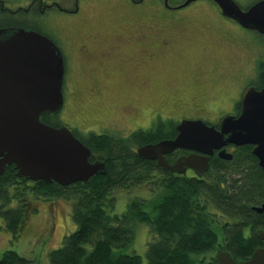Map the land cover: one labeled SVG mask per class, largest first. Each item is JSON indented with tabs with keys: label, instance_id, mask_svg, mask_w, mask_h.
I'll return each instance as SVG.
<instances>
[{
	"label": "trees",
	"instance_id": "obj_1",
	"mask_svg": "<svg viewBox=\"0 0 264 264\" xmlns=\"http://www.w3.org/2000/svg\"><path fill=\"white\" fill-rule=\"evenodd\" d=\"M2 5L4 1L0 0V8ZM18 12L23 13L21 9ZM13 25L38 30L23 19ZM254 82L260 88L264 86V62ZM42 120L62 125L56 114H45ZM176 125L173 119L159 117L151 127L139 128L127 137L74 129V134L91 148L90 161L100 160L106 165L105 174L97 173L85 182L63 186L55 181H32L19 176L14 164L7 165L0 174V230L5 228L14 238L19 237L25 220L37 210L31 197L75 196L76 229L50 252L49 264H142L139 254L123 251L134 238L136 222L148 224L153 234L147 249L149 264H217L213 256L221 238L235 259H248L263 245L257 230L264 228V212L251 207L258 204L257 196L264 195V176L253 146H239L232 160L211 159L205 180L174 174L138 156L137 147L174 138ZM145 183L162 189L151 210L146 208L147 199L135 198L122 214L107 211L115 203V190ZM13 201L16 207L9 206ZM214 208L232 220L221 221ZM247 226L252 229L248 236ZM209 253L213 255L206 261ZM0 264H32V260L7 249Z\"/></svg>",
	"mask_w": 264,
	"mask_h": 264
},
{
	"label": "rangeland",
	"instance_id": "obj_2",
	"mask_svg": "<svg viewBox=\"0 0 264 264\" xmlns=\"http://www.w3.org/2000/svg\"><path fill=\"white\" fill-rule=\"evenodd\" d=\"M6 11H0V26H11L18 20H25V24L40 28L49 32L61 42V50L65 54L66 71L64 77V105L56 114L57 119L71 129H76L82 133L95 131L127 137L139 128L151 127L159 117L165 120H180L184 117H192V102L189 101L191 93L196 92L188 87H182L185 75H194L200 72L207 89L204 91L207 96L208 107L211 110L204 111L202 116L212 124H217L219 117L227 112L234 111L237 102L243 92V79H236L229 74L220 82L219 85L211 82L209 78L214 75L212 68L218 64L226 63L240 69L246 78L257 75L260 64L264 62V35L253 30L244 29L233 20L225 18L210 0H203L189 25L193 35L191 45L185 46V50L180 54L168 57L166 61L156 63L155 67L151 64L145 67L146 62L142 63L143 68H135L137 58L131 57L138 53L134 47H128L119 56L118 63H124V70L114 74L107 69L102 78L109 84L108 90L101 94L100 98L85 108L82 100L88 93L82 90V73L78 67V61L69 54L68 48L62 39V26L70 14L62 12L58 7L49 8L44 14H22L18 11L25 8L33 0H3ZM47 4H62L67 8L75 7V0H43ZM155 6L160 0H146ZM180 0H171L176 4ZM240 5H246L257 0H236ZM249 3V4H250ZM77 5L84 14L79 22H83L87 27L86 32L97 30L104 35H109L113 30L118 15L127 13L129 9L116 3V0H77ZM138 7V6H136ZM158 7V6H157ZM156 13L158 17L165 16L163 10ZM136 14V12H132ZM147 20L157 21L152 14ZM132 20H130L131 22ZM67 25V24H65ZM74 32V31H73ZM76 33V32H75ZM125 61L129 60V63ZM165 63V64H164ZM164 64V65H163ZM112 69V67H111ZM139 76L142 82L153 77L159 82L168 81L169 84L160 85L153 91H136L121 81L122 75ZM194 72V73H193ZM231 73V72H230ZM229 78V79H228ZM147 82V81H145ZM225 84V85H224ZM224 85V86H222ZM85 94V95H84ZM176 94L180 97V103L173 102L171 95ZM196 94H202L198 91ZM85 116V117H84ZM129 116L130 118H128ZM82 118L87 120L82 122ZM161 188H154L152 184L145 183L138 187L119 188L115 190L116 197L113 206L107 207L110 214H122L127 210L128 204L132 199L145 198L149 204L147 209H152V204L160 199ZM31 201L37 210L29 215L25 220V228L19 237L14 238L12 233L5 228L0 230V257L7 249L17 251L21 256L32 260V264H49L50 252L63 244L65 235L76 229L73 218V208L76 201L75 196L46 198L31 197ZM10 207H16L17 202L13 201ZM155 211V210H154ZM217 212L221 221L232 220L229 216ZM4 225V221L2 222ZM134 238L123 248L126 253H137L141 256L142 264H149L147 249L148 242L152 239L148 224L136 222L134 225ZM245 234H251L250 228H245ZM223 238H221V242ZM213 253L205 256V260L211 259ZM202 259V258H200Z\"/></svg>",
	"mask_w": 264,
	"mask_h": 264
},
{
	"label": "water",
	"instance_id": "obj_3",
	"mask_svg": "<svg viewBox=\"0 0 264 264\" xmlns=\"http://www.w3.org/2000/svg\"><path fill=\"white\" fill-rule=\"evenodd\" d=\"M195 0H185L180 7ZM222 14L246 29L264 35V0L243 9L236 0H213ZM64 55L47 35L27 27L0 28V174L14 164L19 176L32 181H55L68 186L85 182L97 173H106L103 161H90L91 148L66 125L45 123L42 116L57 114L64 105ZM175 138L137 147L142 159L156 160L165 170L182 174L193 169L202 176L209 169L216 150L226 160L233 153L226 146L253 145V154L264 170V86L245 90L238 116L226 115L219 124L185 118ZM177 149L192 152L171 163L167 154ZM200 171H197V168ZM264 211V203L254 206ZM263 245L244 261L227 249L217 248V264H264V228L257 230ZM199 264V263H197Z\"/></svg>",
	"mask_w": 264,
	"mask_h": 264
},
{
	"label": "flooded vegetation",
	"instance_id": "obj_4",
	"mask_svg": "<svg viewBox=\"0 0 264 264\" xmlns=\"http://www.w3.org/2000/svg\"><path fill=\"white\" fill-rule=\"evenodd\" d=\"M202 1L203 0H195L187 6L180 7V5L185 2V0H180L176 4H172L171 0H160L157 3V6L160 8L159 10H163V8L165 7V11H163L165 16L158 17V14L156 13L158 7L151 2L148 1L146 2V0H116V3H119L123 5L124 8L129 9L127 10L129 12L119 14L117 17L118 19L116 20L111 33L109 35H104V36L102 33L97 32V30L86 32L85 29H87V27L84 25L83 22H79V19L84 14L77 5V0L74 1L75 7L72 9L63 6L62 4H57V3L47 4L43 0H33L32 2H30V4H28L27 7L21 8V11L23 12L22 14L25 15L30 13L44 14L49 8L58 7L62 12L72 15L69 16L68 20L64 24H62V26L64 25L67 26L68 28L66 30L63 27L62 39L65 46L68 48L69 54L71 56H74L78 61V67H80V72L82 73V79H83L81 87L82 90L88 93L87 97L82 100V104L84 105L85 108H88L91 107V105L95 102V99L98 100L100 98L102 93H104L107 90L109 92L108 87L110 86L109 85L110 81L109 84L103 81L102 77L105 76L104 75L105 72L102 71L103 70L106 71L107 69H110L112 72H114V74L115 73L118 74L119 72L121 73L120 70L122 71L124 70L125 68L124 63L120 64L118 63V60H119V56L125 52L126 48L134 47V50L138 51V53H136L135 56L131 57L134 60L135 57L137 58L136 65L134 66L138 70L140 68H143L141 66L142 63L145 62H146L145 67L149 66V64H151L152 67H155L156 63L166 61V59L170 56L171 57H173L174 55L181 56L180 54H182V52L185 50L186 48L185 46L191 45L193 31L189 23L193 19L192 17L195 16V13L200 9L199 7L206 5V3H201ZM210 1L216 4L218 11L222 14V11L218 6V4L213 0ZM257 1H254L252 3L249 2L250 4L248 3L246 5H242V4L239 5L243 9H247ZM0 11H4L3 5L0 8ZM132 12H136V14H132ZM152 14L154 15V17L158 19L157 21L147 20V18L151 17ZM224 17L235 21L234 19H231L229 17L226 16ZM130 20L132 21L130 22ZM235 22L238 23L237 21ZM18 26L19 25L2 26V27H18ZM37 29H38L37 31L50 37L58 45L59 48L64 47V45H61V42L57 41V38L55 36H53L49 32H46L45 30H41L40 28ZM62 53L64 55V60H65V54L63 51ZM125 62L129 63V60ZM65 68H66V64H65ZM212 71L214 72V75H212V77L209 79L211 80V82L217 85H219L220 82H223V79L228 74L230 75L229 78L231 76L235 77L236 79L244 78L243 92L240 96V99L237 102L234 111L227 112L219 117V121L216 124V127L219 128L220 122L226 115L238 116L241 113L242 96L247 88L254 86L256 89H261L263 86L260 88L258 87V84L254 82L255 80L258 79L259 72L257 75H253L246 78L245 74H242V71L240 69L236 70L235 67L231 65H226V63L223 64L220 63L216 65L215 68H212ZM120 75H122L121 81L129 83L127 85L132 87L136 91H144V90L153 91L156 88H158V86L160 85H165V86L169 85L170 87L171 86L174 87L176 85V83L169 84L170 82L165 80L164 82H159L157 81V79L155 80L153 77H151L150 79L146 78V80L143 79V81L141 82L140 81L141 78L139 76L136 75L127 76L126 73L124 72L123 74ZM203 79L204 78L200 72H195V76L185 75L183 77L182 87H188L190 90L196 91L194 93H191L192 96L189 97V101L191 100V102L193 103L191 110L192 112H195V115H193L192 117L190 116V117L181 118L180 120H178L177 124L185 118L202 119L207 123L212 124L209 121H207L204 116H202L204 115L203 114L204 111L212 109L211 107H208V103L210 101L209 102L207 101V96L205 95L204 92L207 89V86L206 83L203 81ZM198 91H201L202 94H196ZM171 99L173 102L176 103H180L181 101L180 97L177 96L176 94L171 95ZM237 105L239 107H237ZM127 117L130 118L129 116ZM86 120H87L86 118H82V122ZM71 130L74 132L73 129ZM177 134H178V130L174 138L177 136ZM238 147L239 146L233 144H228L226 146L227 150L233 153V158L235 156V153L237 152ZM191 152L192 150L189 149H177L172 153L167 154L166 156L168 160L171 163H173L180 156L188 155ZM216 157L223 161L226 160L221 158L219 156V151L216 150L214 154L211 155L210 157V166L212 161ZM211 159L213 160L211 161ZM153 161L157 163L156 160ZM258 164H259V160H258ZM210 166L209 169L205 171L202 176H198L197 173L191 168L187 169L186 172L182 174H178L175 172L173 173L184 176L185 175L194 176L199 179L205 180L210 170ZM260 170L262 171L264 176V170L262 168ZM197 171L198 172L200 171L199 166L197 168ZM255 200H257L258 204L252 205L251 206L252 209L254 206H261L264 203V195L257 196ZM256 212L262 213L264 211L262 212L256 211ZM214 213L217 217H219L217 212ZM222 214L227 216L224 213ZM247 227H249L250 231L252 232L251 226H247ZM217 248L226 249L225 242L223 241L220 242L216 246V249Z\"/></svg>",
	"mask_w": 264,
	"mask_h": 264
}]
</instances>
